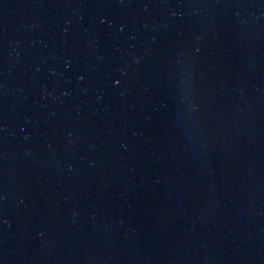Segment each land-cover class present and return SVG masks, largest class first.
Instances as JSON below:
<instances>
[{
	"label": "water",
	"instance_id": "95a60500",
	"mask_svg": "<svg viewBox=\"0 0 264 264\" xmlns=\"http://www.w3.org/2000/svg\"><path fill=\"white\" fill-rule=\"evenodd\" d=\"M0 264H264V0H0Z\"/></svg>",
	"mask_w": 264,
	"mask_h": 264
}]
</instances>
